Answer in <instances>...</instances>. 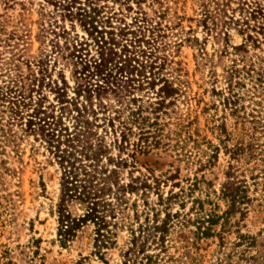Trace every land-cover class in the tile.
Segmentation results:
<instances>
[{
    "label": "trees",
    "instance_id": "1",
    "mask_svg": "<svg viewBox=\"0 0 264 264\" xmlns=\"http://www.w3.org/2000/svg\"><path fill=\"white\" fill-rule=\"evenodd\" d=\"M112 1L125 12L131 3L136 6L128 25L112 27L114 12L99 18L103 7L93 0L76 8L95 57L83 61L88 80L76 84L72 96L63 79L60 84L50 79L46 54L26 62L25 76L16 68L0 69L6 78L0 79V106L10 119L25 117L22 130L40 136L58 165L53 205L58 245L67 247L76 230L86 220L93 221L97 228L92 254L110 264L103 259L102 250L112 244L108 231L100 233L106 226L103 210L113 214L125 193L156 190L158 207H150L151 222L138 225L136 234L130 231L120 264H139L135 259L140 253L143 264H264V3L239 0L235 16V9L230 8V14L220 9L218 0H211L216 11L210 15L202 1L199 22L217 44L208 53L202 47L205 37L180 38L181 31L172 32L176 24L161 25L168 9L163 0H150L158 5L153 12L157 20L140 9L144 0ZM230 29L240 36L239 43H231ZM180 43L196 50L194 71L205 68L199 81L190 79L179 58ZM76 45L72 43V52L79 51ZM42 88L53 94L56 114ZM105 94L123 107L103 103ZM98 113L104 128L113 132L116 156L106 155L108 148L92 133ZM63 120L71 123L70 132ZM158 147L173 151L191 170L182 180L184 186L173 181L177 169L164 180L151 176L149 182L148 177L130 175L119 182L120 169L133 168L134 151ZM102 157L112 166L97 170ZM81 158L94 161L91 169L79 163ZM167 180L177 189L162 195L158 187ZM74 199L85 205L81 217L68 210ZM147 247L155 251L145 253ZM170 247L176 255L169 253Z\"/></svg>",
    "mask_w": 264,
    "mask_h": 264
},
{
    "label": "rangeland",
    "instance_id": "2",
    "mask_svg": "<svg viewBox=\"0 0 264 264\" xmlns=\"http://www.w3.org/2000/svg\"><path fill=\"white\" fill-rule=\"evenodd\" d=\"M76 1L78 3L70 5L64 0H0V69L16 68L22 76H25L28 72L26 62L46 54L50 79L57 81L58 84L60 79H63L68 87L67 94L72 96V88L88 80L85 77L87 71H82L83 61L90 56L95 57V48L76 10L78 6L82 7L83 3L92 0ZM202 1L206 3L210 15H213L216 10L214 1L211 2V0L210 2L208 0H163L165 2L163 6L168 9L159 21L161 25L176 24L172 32L181 31L180 38L194 35L200 41L205 37L206 41L202 47L211 53L217 44L210 35H205L199 22ZM238 1L218 0V3L220 9H224L228 14L231 9H235L236 16ZM241 1L248 2V0ZM93 2L103 7L98 15L99 18L104 20L106 16L109 17L113 12L115 13L114 18L110 19L112 27L123 26L122 23L128 25L134 15L133 11L136 10L133 3H131V10L125 12L123 5L112 0H93ZM262 2L264 3V0ZM157 6L150 0H144L140 4V9L147 17L153 18V12L157 10ZM117 19H120L121 23H118ZM154 20L157 19L154 17ZM229 33L231 43L240 42V36L234 29H230ZM171 39L174 40V38ZM80 42L86 45L81 44L79 48ZM72 43L77 44L75 49L79 51L72 52ZM195 54L194 48L186 43H180L178 56L184 62L190 79L192 77L198 80L201 74H205V68L202 71H194L195 62L198 60V58L195 59ZM216 69L219 71L218 66ZM0 74L1 80L6 79L3 70ZM94 82V79L90 80V83ZM191 88L192 91H196V84L192 83ZM41 92L46 101L55 105L53 94L48 91V88H42ZM102 102L115 108L123 107V104H118L111 94L102 96ZM56 107L55 105L54 114H56ZM125 115L126 113H123L121 117ZM100 116L101 114L98 113L96 121L93 122L92 133L94 137L101 138V143L108 148L106 155L116 156L117 150L112 147L113 132L109 127L104 128L105 123L99 120ZM24 122L25 117L18 121L10 119L6 109L0 106V128H2L0 129V264H103L102 260L92 254L94 232L97 228L93 221L86 220L76 230L67 247L62 248L58 245L53 211L58 186V165L51 150L40 136H34L22 130ZM63 122L67 132H70L71 123L66 120ZM199 123L202 124L201 117ZM115 134L118 135V131ZM119 155L126 157V152H120ZM176 158L173 151L160 147L148 148L144 152L134 151L133 168L120 169L119 182L125 183L130 175L148 177L149 182L151 176L164 180L168 172L173 173L177 169V178L173 181H178L179 187H182L184 186L182 180L187 175L191 176V170L186 169L185 164L177 161ZM127 159L130 160L129 157ZM79 163L91 169L94 161L81 158ZM97 164V170L101 165L102 168L112 166L108 165L105 157H102ZM98 176L95 179L97 182H99ZM171 183L170 180L160 183L157 192L165 195L168 190L175 191L177 187L172 186ZM155 192L156 190H149L144 195L139 190L125 193L113 214L108 213L106 209L103 210L106 226L100 229V233L108 231L112 241L108 248L102 250L104 251L103 259L108 263L120 264L121 254L129 245L130 231L133 230L136 234L138 225L151 222L150 207L154 205V210L158 207L155 205ZM104 199L115 203L111 195H105ZM145 201L146 206L143 204ZM84 206V203L72 200L68 206L70 215L81 217ZM188 206L189 204L185 205V210ZM170 208L174 211L177 205L173 204ZM97 209L101 210V208ZM158 213L161 217V212ZM175 235L173 232L172 238H175ZM152 249L147 247L145 253L155 251ZM168 251L174 255L177 254L173 247H170ZM135 260L139 264L144 263L141 253Z\"/></svg>",
    "mask_w": 264,
    "mask_h": 264
}]
</instances>
